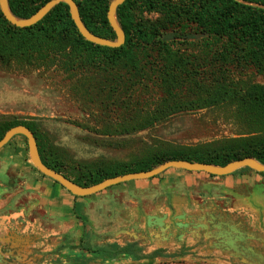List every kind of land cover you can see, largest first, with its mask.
I'll list each match as a JSON object with an SVG mask.
<instances>
[{
    "label": "trees",
    "instance_id": "trees-1",
    "mask_svg": "<svg viewBox=\"0 0 264 264\" xmlns=\"http://www.w3.org/2000/svg\"><path fill=\"white\" fill-rule=\"evenodd\" d=\"M49 1L8 0V5L16 18L27 19ZM73 1L90 33L115 41L106 20L112 0ZM116 18L125 43L109 49L86 42L62 3L36 25L24 29L10 25L0 13V66H55L70 79L75 77L70 91L83 101L89 95L92 80L103 77L114 81L117 76L119 91L144 97L141 108L148 105V100L153 103L150 111H133L129 107H124L121 114L113 111L120 119L119 127L109 123L100 131H90L95 134L138 135L178 114L206 109L231 119L238 130L236 137L185 147L167 143L142 145L131 163L112 167L77 162L62 147L46 142L34 119H28V123L16 118L0 122V140L9 129L26 127L36 140L42 163L85 188L105 179L149 171L168 161L223 167L251 158L264 165V85L243 74L252 70L264 76V0H126L118 7ZM194 47L196 53L191 51ZM105 90L101 87L94 92L102 106L97 115L107 121L111 118L104 112H110L116 104L108 98L109 90ZM132 100L129 95L126 104L140 102ZM258 175L264 178L263 174ZM109 249L112 254L108 258L125 253L115 245ZM87 261L72 259L66 264Z\"/></svg>",
    "mask_w": 264,
    "mask_h": 264
},
{
    "label": "rangeland",
    "instance_id": "rangeland-1",
    "mask_svg": "<svg viewBox=\"0 0 264 264\" xmlns=\"http://www.w3.org/2000/svg\"><path fill=\"white\" fill-rule=\"evenodd\" d=\"M191 51L195 52L196 48ZM243 74L249 80L264 85V76H258L252 70H247ZM114 78V81L103 77L100 81L92 80L89 95L83 101V98L80 99L81 96L70 91L71 86H74L75 77L70 79L55 66L25 69L17 66L10 68L0 66V122H8L16 118L28 123V119H34L46 142L62 147L77 162L90 166L102 164L106 167L131 163L142 145L150 146L157 143H167L172 147L203 145L235 138L238 133L231 119L219 111L206 109L178 114L169 121L155 126L149 132L129 137L103 136L90 132L98 131L109 123L110 126L118 128L121 124L120 119H117L113 111L121 114L124 107L126 109L129 107L133 111L137 109L150 111L154 107L148 100V105L141 108V98L144 97L140 93L132 95L127 91H119L117 76ZM101 87L106 88L105 92L109 90L108 98L114 100L115 106H118L115 108L112 105L114 107L110 109L111 113L104 112L111 118L107 121L97 115L102 111V106L97 102L99 100L95 97L94 91ZM129 95L133 96V103L135 99L140 102L127 105ZM129 125L133 123L130 122ZM3 152L8 153L10 158L8 161L20 162L27 168H33L29 162L27 143L23 137H14L3 148L1 153ZM248 173L258 175L253 171ZM181 174L184 173L171 170L157 178L163 181L171 175L177 179L176 176ZM185 174L189 176L188 173ZM38 176L44 178L39 173ZM176 181L173 180L174 185ZM138 182L146 184L143 183L145 181ZM119 186L84 198L87 205L83 212L82 209L78 211L73 209L72 215L62 220L52 218L40 210H29L26 204L0 208V264H53V262L67 263L72 259H87L86 264L243 263V261L238 262L232 255L216 252L210 243L197 242V228L190 232L191 236H187L186 232L181 230L186 228V225H182L178 218L180 211L171 208L173 205L169 202V197L152 198L167 216L161 214H158L161 217L141 215L129 218L128 216L124 218L123 225L117 226L115 220L118 218V210L115 209H121L123 206L113 198V195L119 190ZM249 187L253 193L250 197L264 190V185L251 184ZM200 189L209 191L211 186L202 183ZM215 189L220 190L219 187ZM177 193H181V189H177ZM143 197L138 192L126 196L138 202L143 201ZM199 200L195 202L196 209L183 212L190 214L195 223L208 219V223L213 225L214 221H217L220 229L226 232L228 226L232 227V224L236 225L239 221L246 220L244 216L230 215L226 209H220V212L209 210L208 213L206 210L208 208L204 207L208 205L197 204ZM221 206L225 208L224 205ZM21 209L24 211L22 218L16 215ZM129 212L126 210V215L132 214ZM92 216H95L94 222L88 223L87 219ZM148 217L164 218V220L160 225L152 223L148 225L145 224ZM183 218L184 215L181 219ZM176 226L177 228H174ZM242 229L246 233L257 234V231L250 227L244 226ZM255 239L262 240L255 235L250 241ZM261 244L263 245L264 241ZM111 245H115L118 250L125 253L108 258V254H112L109 249ZM247 245V250L258 252L261 256V252L264 254L256 243H247ZM157 248L162 250L152 252L150 255H141L142 252H151Z\"/></svg>",
    "mask_w": 264,
    "mask_h": 264
},
{
    "label": "crops",
    "instance_id": "crops-1",
    "mask_svg": "<svg viewBox=\"0 0 264 264\" xmlns=\"http://www.w3.org/2000/svg\"><path fill=\"white\" fill-rule=\"evenodd\" d=\"M8 159H10L8 153L3 152L0 154V208L26 204V208H29V210H40L44 214L60 220L70 216L73 209L77 211L82 209L81 212H83L85 205H87L84 198L73 197L50 180L40 178L33 168H27L20 162H10ZM248 172L250 171L239 170L225 177H209L203 173H188L189 176H187L185 174L187 172H182L184 174L177 175V179L170 175L163 181L160 180L161 178L156 177L143 182L146 184L131 182L129 185H118L120 188L114 192L113 198L123 208L115 209V211L118 210L117 217L119 218H116L115 223L117 226L123 225L124 218L128 216L129 218H136L141 215L159 217L158 214L164 217L167 216V213L162 212V208H159L157 202H153V197H169V202L173 205L171 208L174 210L179 209L180 212H189L193 208L196 209L195 202L200 199L197 204H207L208 206L205 207L208 208L206 209L208 213L209 210L220 212V209H226L230 215L244 216L245 221H239L236 225L232 224L233 233H240V236L246 235L247 239H254L256 235L261 237V241H263L264 190L250 197L253 193L249 186L251 184L264 185V178L256 174L251 175ZM173 180H177L175 185ZM202 183L208 184L211 189L202 191L200 189ZM214 187H219L220 190H216ZM177 189H181V193H177ZM137 192L141 193L142 197L144 196L143 201L138 202L126 198L129 194ZM221 205H224L225 208ZM126 210L132 214L126 215ZM16 213L21 218L24 216L22 209ZM87 220L88 223L94 222L95 216ZM244 226L255 229L257 234L251 233V235L244 232L242 229ZM139 247L141 246L139 245ZM152 252H142L141 255H150Z\"/></svg>",
    "mask_w": 264,
    "mask_h": 264
},
{
    "label": "water",
    "instance_id": "water-1",
    "mask_svg": "<svg viewBox=\"0 0 264 264\" xmlns=\"http://www.w3.org/2000/svg\"><path fill=\"white\" fill-rule=\"evenodd\" d=\"M126 0H112L108 6L106 20L115 35V41L97 37L90 33L83 25L76 4L73 0H51L42 6L34 15L27 19L16 18L10 11L8 0H0V13L4 19L12 26L24 29L30 28L40 22L55 6L65 4L68 8L69 17L77 30L78 34L88 43L109 49H117L124 45L125 35L120 28L116 12L118 7L123 5ZM17 136H21L26 140L28 149V158L32 167L43 177L57 183L61 188L76 198H86L97 195L106 189L129 182L147 181L154 179L166 171L175 170L187 173H203L213 177H225L234 174L242 169H249L255 173L264 175V165L254 159L246 158L233 161L227 165L220 167L207 165L203 163H193L187 161H168L154 167L149 171L125 174L109 179L89 187H79L72 181L66 179L63 175L47 168L41 161L36 140L33 134L24 126H16L9 129L0 140V150H2L10 141ZM180 218V217H178ZM164 218L148 217L147 223L160 225Z\"/></svg>",
    "mask_w": 264,
    "mask_h": 264
},
{
    "label": "flooded vegetation",
    "instance_id": "flooded-vegetation-1",
    "mask_svg": "<svg viewBox=\"0 0 264 264\" xmlns=\"http://www.w3.org/2000/svg\"><path fill=\"white\" fill-rule=\"evenodd\" d=\"M182 214L184 215V220L181 219L183 217ZM178 216L180 217L179 220L183 223L182 225H186V228H182L181 230L186 232L187 236H191L190 232H193L195 228L198 229L197 238L195 235L193 236L194 239H197V242H203L206 244L210 243L212 247L214 246L213 248L216 252L220 254L232 255L238 262L243 261L241 264H264V254L261 252V250L264 251V244H261L264 240L258 241L255 239V241H250V239H247L246 235L240 236V233L234 234L232 227L230 226H228V230L225 232L223 229H220L217 221H214V224L210 225L208 223V219H205L203 222L195 223L193 222L192 216L190 214L180 212ZM146 223L147 220L145 221V224ZM174 228H177V226ZM247 243H256L257 246L262 248L260 250L262 256L258 252L247 250ZM160 250H162V248H157L153 250V253ZM53 264L63 263L53 262Z\"/></svg>",
    "mask_w": 264,
    "mask_h": 264
}]
</instances>
